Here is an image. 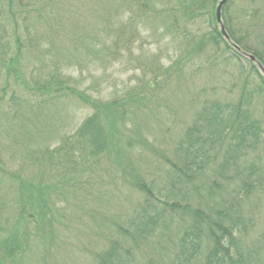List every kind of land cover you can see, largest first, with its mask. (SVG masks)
Masks as SVG:
<instances>
[{"label":"trees","instance_id":"trees-1","mask_svg":"<svg viewBox=\"0 0 264 264\" xmlns=\"http://www.w3.org/2000/svg\"><path fill=\"white\" fill-rule=\"evenodd\" d=\"M218 1L0 0V103L7 89H12L10 102L21 109L79 99L90 114L72 134L59 137L53 146L39 148L42 158L50 166L57 162L58 169L68 172L79 167L76 172L98 169L101 175L96 181L102 183V174L110 171L113 180L122 181L139 194L135 205L124 210V217L120 209L115 214L123 226L113 222V230L107 234L100 229L103 245L94 253L91 264H249L243 247V232L249 221L244 207L249 195L264 190L260 168L246 166L264 144V110L261 116L255 108L258 101L264 105V78L257 68L246 59V67L238 64L239 72L255 79L249 83L247 77L243 78L237 99L224 100L215 93L207 97L201 88L196 103L191 95L190 104L198 107L197 114L176 142L173 158L166 150L160 153L154 142L138 132L125 134L130 108L145 102V93L112 100L89 97L65 74L71 61L76 62L75 55H90L91 66L102 53L118 55L111 50L120 41L121 45L127 44L124 32L133 33L137 22L179 41L175 64L159 71L162 78L168 71L184 73L202 56L214 62L220 55L234 60L237 54L216 25L214 10ZM221 16L229 38L264 66V0H228ZM250 38L252 42L248 43ZM60 46L64 47L61 53ZM182 55L188 59L186 62ZM26 57L32 62L29 69L22 62ZM45 64L51 68L46 76ZM154 85L155 81L146 86L148 92ZM223 144V155L213 156V146ZM136 146L160 159L167 187L145 182L138 168L128 162L127 155ZM104 162L110 167L102 165ZM208 168L210 180L205 176ZM228 170L235 172L234 177L225 178ZM6 172L15 182L21 206H17L14 222L3 221L0 264H13L21 256L24 233L20 225L25 230L26 217L43 220L44 213L45 218L46 214L56 213V206L52 203L48 208L45 188ZM46 189L50 195L56 193L54 188ZM224 192H229L228 197ZM178 193L181 201L176 199ZM46 219L51 221V217ZM262 225L264 228V217ZM153 240L157 249L147 252Z\"/></svg>","mask_w":264,"mask_h":264},{"label":"rangeland","instance_id":"rangeland-1","mask_svg":"<svg viewBox=\"0 0 264 264\" xmlns=\"http://www.w3.org/2000/svg\"><path fill=\"white\" fill-rule=\"evenodd\" d=\"M255 4L259 6L258 2ZM243 31L244 29L241 30ZM124 33L127 35V44L121 45L120 41L118 47L111 50L118 55L110 57L109 52L107 55L102 53L93 66L90 55H75L76 62L71 61L72 66L65 74L72 78L80 92L89 97L112 100L130 94L136 95L139 91L142 96L145 93L146 101L130 108L125 134L132 136L138 132L148 141L154 142L160 153L166 150L171 158L180 135L197 114L198 107L190 104L192 94L195 98L192 101L195 103L199 88L205 95L210 94V97L215 93V96L224 100L237 99L243 78L247 77L249 83L252 82L250 79H255L252 76L249 78L247 72H239L238 64L246 67L243 59L227 60L221 55L215 58V62L202 56L195 59L184 73L176 75L168 71V75L162 78L159 71L169 70L175 64L179 41L173 40L170 35L162 36L159 29L139 26L138 22L134 24L133 33ZM246 41L252 42L251 38ZM63 48L60 46V53ZM68 52L74 54L70 49ZM182 59L185 62L188 60L184 55ZM22 62L27 69L32 63L28 57ZM43 72L45 76L51 72L48 64H45ZM153 81L155 85L152 92H148L146 86ZM0 85L2 86L1 81ZM3 94L4 99L0 103V237L5 234L2 230L3 221L8 219L14 222L17 206H21L15 182L6 171L19 174L22 179L45 188L44 197L49 200L48 208H52V203L56 206L55 214H46V218L51 217L50 222L46 221L44 213L43 220L26 217L28 220L25 221V230L20 225L24 233L21 239V256L13 264H91L94 253L103 245L102 238H99L102 237L100 229H103L102 234H107L109 230H113V222L123 226L115 214L120 209L119 214L124 217V210L135 205L140 198L139 194L122 181L113 180L114 174L110 171L102 174V183L96 181L101 175L98 169L84 168L76 172L79 167L68 172L65 168L58 169L57 162L54 164L56 167L50 166L42 158L39 148L53 146L59 137L72 134L90 114V109L79 99L21 109L18 104L10 102L12 89H7ZM21 94L18 91V95ZM258 102L255 108L257 114L262 116L264 105L261 101ZM262 145L251 156L253 161H246V166L259 167L260 178L264 183V144ZM134 149L127 155L130 160L128 162L138 168L141 178L147 183L152 181L157 186L167 187L165 169L160 159L139 146ZM225 149L224 144L221 147L213 146L212 154L221 157ZM102 165L110 167L106 162ZM101 169H105V166ZM231 172L228 170L225 178L234 177L235 172ZM71 173L72 175H68ZM205 174L210 180V168ZM46 188H54V196L47 193ZM227 193L229 192H224L223 195L228 197ZM178 194L176 199L181 201L182 196ZM203 198L205 199L204 195ZM247 200L244 215L249 221L243 232L245 260L249 264H264V190L260 189L249 195ZM156 245V240L150 242L147 252L157 249Z\"/></svg>","mask_w":264,"mask_h":264},{"label":"water","instance_id":"water-1","mask_svg":"<svg viewBox=\"0 0 264 264\" xmlns=\"http://www.w3.org/2000/svg\"><path fill=\"white\" fill-rule=\"evenodd\" d=\"M227 1L228 0H219V2L217 3V5L215 7L214 16H215V21H216L217 27L219 29V32H220L223 40L230 46V48H232V50L237 55H239V56L247 59L251 63H253L254 66L257 68L259 74L264 78V67H263V65L258 60H256L252 55L245 53L244 51L241 50V48L239 46L234 44L230 40L228 34L225 31V27H224V24H223L222 18H221V12H222V9H223V7Z\"/></svg>","mask_w":264,"mask_h":264}]
</instances>
